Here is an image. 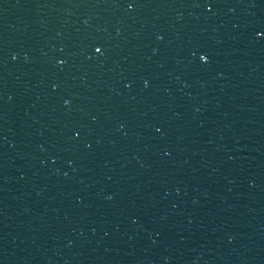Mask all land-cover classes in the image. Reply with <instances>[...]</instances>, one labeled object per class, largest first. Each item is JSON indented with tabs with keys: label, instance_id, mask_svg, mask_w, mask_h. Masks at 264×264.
<instances>
[{
	"label": "water",
	"instance_id": "obj_1",
	"mask_svg": "<svg viewBox=\"0 0 264 264\" xmlns=\"http://www.w3.org/2000/svg\"><path fill=\"white\" fill-rule=\"evenodd\" d=\"M0 264H264V0H0Z\"/></svg>",
	"mask_w": 264,
	"mask_h": 264
},
{
	"label": "snow or ice",
	"instance_id": "obj_2",
	"mask_svg": "<svg viewBox=\"0 0 264 264\" xmlns=\"http://www.w3.org/2000/svg\"><path fill=\"white\" fill-rule=\"evenodd\" d=\"M133 5L130 3L129 4V7L131 8ZM94 52L95 53H101L102 54V47L101 46H95L94 47ZM13 59H15V57H13ZM207 56L205 55V54H202V55H200L199 56V60L201 61V62H207ZM59 63H61V64H63L64 63V61L63 60H61V61H59ZM145 87H147V82L145 83ZM65 103H67V101H65ZM157 131H160V129H157Z\"/></svg>",
	"mask_w": 264,
	"mask_h": 264
}]
</instances>
